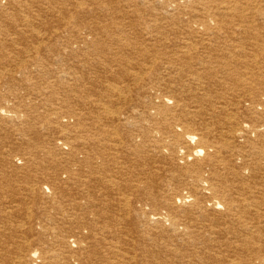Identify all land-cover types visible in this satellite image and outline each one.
Segmentation results:
<instances>
[{"label": "bare ground", "instance_id": "bare-ground-1", "mask_svg": "<svg viewBox=\"0 0 264 264\" xmlns=\"http://www.w3.org/2000/svg\"><path fill=\"white\" fill-rule=\"evenodd\" d=\"M23 3L0 2V88L60 97L0 100L1 262L264 264V0H68L57 55Z\"/></svg>", "mask_w": 264, "mask_h": 264}, {"label": "rangeland", "instance_id": "rangeland-1", "mask_svg": "<svg viewBox=\"0 0 264 264\" xmlns=\"http://www.w3.org/2000/svg\"><path fill=\"white\" fill-rule=\"evenodd\" d=\"M21 2L23 1L24 3V6H25V8L22 10V11H18L20 14H22V15H27V16H30V14L32 15L31 16V20L33 19L34 21H35V26H36V22H37V26H36V28H37V30H39L38 32H40L41 34H39V35H41V36H45V35H49V37H50V41H49V44L52 46V47H55L56 48V50H55V52H56V55H57V53H58V49H60V48H62L66 43V41H67V39H66V37H65V32H66V26L64 25V24H61V23H59V16H60V14L61 13H63L64 11V8H67L68 9V7L67 6H69V3H68V0H20ZM70 1V0H69ZM73 1V0H72ZM75 1V0H74ZM0 2L2 3V5L3 6H5V5H7L8 4V2H10V0H0ZM32 2H34V3H32ZM52 2V3H51ZM30 3V4H29ZM34 4H36V5H34ZM39 4V5H38ZM50 4H52V5H50ZM29 5V6H28ZM46 5V7H44ZM55 5V6H54ZM53 6V7H52ZM57 6V7H56ZM32 7H33V9H32ZM41 8V7H43L42 9H39V8ZM64 7V8H63ZM32 9V10H30V9ZM34 8H37L38 9V11H37V9H34ZM47 8V9H46ZM53 8H55V10L53 9ZM50 9V10H49ZM52 9V10H51ZM41 10V11H40ZM33 11V12H32ZM44 11V12H43ZM61 11H63V12H61ZM43 14H42V13ZM60 13L59 15L57 14H55V13ZM30 13V14H29ZM33 13H34V15H33ZM39 13H41V14H39ZM52 13V14H51ZM54 14V15H53ZM2 14L0 13V16H1ZM44 15V16H43ZM58 16V17H57ZM34 17V18H33ZM35 17L36 18H39V19H35ZM49 17V18H48ZM51 17H53V19L51 18ZM41 18V19H40ZM45 18V20H43ZM54 22H53V21ZM56 20H58V23H57V21ZM0 25L2 26V28H4V26H5V29H6V27H8V28H10V26H11V24L10 23H8V22H6V20L5 21H3V19L1 18L0 19ZM7 21H10V20H7ZM41 21H42V23H41ZM40 22V23H39ZM51 23V24H50ZM53 23V24H52ZM54 23H57V25L59 26V25H61V28H60V26L59 27H57V25L56 24H54ZM39 24V25H38ZM43 25V26H42ZM65 26V28H63L64 26ZM40 26V27H39ZM45 26V27H44ZM49 26V27H48ZM47 27H48V29H47ZM56 27V28H55ZM40 28V29H39ZM61 29V30H59V29ZM51 29H53V30H51ZM56 29L58 30V31H56ZM10 30H12V29H10ZM42 30V31H41ZM47 30V31H46ZM54 30H55V32H54ZM44 31V32H43ZM48 31H50L49 33L51 34H49L48 33ZM51 31H53L52 33H51ZM57 32V33H56ZM44 33V34H43ZM2 38V37H1ZM56 38V39H55ZM54 39V40H53ZM60 39V40H59ZM52 42H54L53 44H52ZM93 52H94V50H92ZM52 55V54H51ZM55 58V57H54ZM52 57H50V60L52 61ZM60 59V60H59ZM81 60H82V58H81ZM76 61H77V59H76ZM7 62H10L9 60L7 61ZM60 65H59V64ZM74 63V60H70V59H68V58H65L64 56L63 57H59V58H57L56 60H53V62H52V73H54V74H52V76H55V77H58V76H60V73H59V68H65V66H67V65H71V64H73ZM82 64V63H81ZM53 65H55V66H53ZM83 65V64H82ZM7 66H9V65H7ZM15 68V66H13L12 64H10V70H8L9 69V67H6L5 68V70L3 71V73H6L5 71H8L6 74L8 75V76H10V75H12V72L14 73V75L15 76H17V78L19 79V78H22V79H24V78H26L27 79V77L29 76V73H24V74H21L20 72H18L17 71V69L18 68ZM56 67V68H55ZM14 70H13V69ZM40 69V68H39ZM38 69V70H39ZM13 70V71H12ZM37 70V73L36 74H34V77H35V80H36V82H38L39 83V85H43L44 84V82H46L45 80L47 79L46 77H42L43 75H46L47 73V70H48V68H41L40 70H42V71H38ZM43 70H45V71H43ZM83 71H85V69L83 70ZM99 73H96L95 71V73H96V75H100L102 72H101V70L99 69ZM10 72V73H9ZM93 71H91V75H90V77L94 74V72L92 73ZM43 74V75H42ZM26 75V76H25ZM28 75V76H27ZM38 75V76H37ZM102 75V74H101ZM42 78V79H41ZM0 79H2L1 78V76H0ZM42 81V82H41ZM18 89V90H17ZM17 89H15V88H8V87H3V88H0V100L1 101H3L2 102V105L4 106V107H7V105H9V106H11V108H13V105H16V106H14V107H18L19 108V110H21V111H23V112H25V110L27 111V113H29V112H31V113H33V112H35L37 109H39L40 110V112L42 113V114H45V109H43V107H50V106H52V99L53 98H58L59 99V97L60 96H58V95H54L53 94V92H52V90H46L44 87L42 88V89H40V87H35V90L34 89H32V87H26V88H17ZM38 89V90H37ZM28 90V91H27ZM34 90V91H33ZM18 91V92H17ZM27 91V92H26ZM13 92V93H12ZM32 92V93H31ZM47 96H46V95ZM24 95V96H23ZM26 95V96H25ZM27 95H29V96H27ZM32 96H35V97H32ZM30 97V98H29ZM9 98V99H8ZM45 98V99H44ZM51 99V100H50ZM12 100V101H11ZM16 102H15V101ZM7 101V102H6ZM23 104V105H22ZM21 106H24V108H20ZM57 106V105H56ZM45 118V119H44ZM42 120H37V119H34V121H31L30 123H32V126L33 127H41L40 125L42 124V126H43V128H45V124L47 123L46 121H47V119H50L49 117H44ZM25 121L27 122V119H25ZM40 124V125H39ZM11 126H12V123H10L8 126H7V128L5 129L4 128V130H1L0 131V150H1V148H7V146H9L10 144H11V142H13V141H15V142H13V143H15L17 146H19L18 144H19V142H18V140L16 139V133H14L13 132V129L11 128ZM2 129V128H1ZM43 135H47L49 132H47V131H42L41 132ZM42 134L40 135V136H42ZM36 137V136H35ZM55 137H57V135H54L53 136V138H55ZM15 139V140H14ZM41 140V139H40ZM6 144H8V145H6ZM5 148V149H6ZM59 153L56 151V153L55 154H52V156H50L49 158H45V162L46 163H44V165L45 166H48V165H53V163H54V160L53 159H58L60 156H57ZM54 156V157H53ZM56 156V157H55ZM40 158H43V156H41ZM47 159H51V160H49L50 162H48V160ZM20 167V166H19ZM8 201V202H7ZM4 204H9V200L7 199L6 200V203L4 202ZM34 213L36 212V210H34L33 211ZM34 223L35 222H33L32 223V225H34ZM29 226V225H28ZM28 226H27V224H25V228H28ZM17 250H14L13 251V254L11 253L12 251H10V253H9V255H14V258L17 256V253L18 252H16ZM19 254V253H18ZM8 255V257H6V259L7 258H9V257H11V258H13V256H9ZM10 260V259H9ZM2 261V259H1V257H0V264L2 263V264H5V263H7V262H4L5 260H3V262H1Z\"/></svg>", "mask_w": 264, "mask_h": 264}]
</instances>
